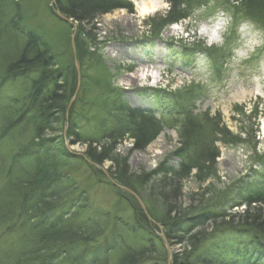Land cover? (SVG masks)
<instances>
[{"label":"rangeland","instance_id":"rangeland-1","mask_svg":"<svg viewBox=\"0 0 264 264\" xmlns=\"http://www.w3.org/2000/svg\"><path fill=\"white\" fill-rule=\"evenodd\" d=\"M141 1L144 0H130L133 4L131 8L113 9L98 15L92 22H83L82 31L77 35V25L80 23L74 19L69 22L59 17L61 10L57 8L55 0H0V77L11 58H20L22 51L27 48L26 34L29 31L38 32L41 42L51 46L50 51L54 53V59L61 63L58 68L61 76L56 80L59 84L67 86V97H70L74 88L75 94L70 99L69 108L81 92L83 81L95 78L98 81L94 83L99 82L105 86V83L109 82L116 89L124 91L125 100L133 108L145 110L153 108V97L160 90H181L185 86L199 83L209 86L208 97L196 102L193 114L189 117L169 115L158 110L157 120L163 123L162 132L147 146L137 149L136 140L128 136L119 142L117 153L121 154L120 167L129 173L127 178L134 174L133 180L137 182H131L132 185H137L136 188L140 192L136 188L130 190L119 185L112 173L116 168L111 169V161L91 168L79 157H69L68 151L77 156L85 154L87 145L80 142L73 144V136H67L69 124L65 123L63 131H60L61 125L54 126L50 118L47 120L49 129L46 128L41 144L46 141L48 145L53 146L52 149L46 152V156L41 154L38 158L23 162V168L27 170L54 166L58 172L59 167L66 172L65 176H62L64 180L69 179L77 187L84 189L89 198L90 209L82 213L80 219L95 214L101 223L106 221L111 242L101 240L100 245L101 251H107L103 252L102 259L108 258L112 264L118 263L122 250L127 245L134 251L147 249L153 252H148L150 256L146 255L149 260L145 264H169L174 252L180 253L186 249L185 243H179L172 248L167 244L166 263L161 244L158 239L152 240L154 236L151 227L147 225L145 218L140 216L139 211L137 215L132 206L133 201L143 203L141 197L144 196L150 205L155 206L159 221L163 220L169 209L176 207L181 210L194 209L198 215L208 210H212L211 214L220 212L222 215H238L247 209V204L234 206L227 211L222 208L223 199L228 190L242 179L248 185L253 184V171L258 170L257 156L264 154V60H254L263 57L264 53V19H257V12L264 11V0H251V7L257 11L251 20L253 22L244 21L235 31L232 29L234 14L240 1L230 0L229 8L224 10L217 5L221 0H212L209 7L198 8L187 19L167 26L160 36L151 30V24L153 20L167 15L171 2L160 0L162 6L156 12L142 15L138 9V3ZM239 10L245 12L242 7ZM228 36L229 39L232 38L228 40ZM222 48L232 55L225 63L220 78L215 74L217 64L207 51L211 52L208 50L211 49L218 55ZM97 56H101L102 60ZM63 76H66V81H61ZM36 82V77L31 80L5 79L6 86L0 91V135L7 131L9 122H15L18 115L29 108L32 99L28 96L35 92L36 88L33 87L37 85ZM84 92L89 100H93L98 92L101 94L99 85L91 89L85 88ZM60 107H65V103ZM59 111L60 116L61 109ZM88 113L94 114L91 108ZM24 116L30 120L33 118V112L27 110ZM190 117L202 124L201 134L207 133L205 139L212 145L214 158L212 157V161L207 162L202 170L195 168L183 171L184 169H180L176 153L184 142L183 127L190 125V122H184L192 120ZM82 122L79 124L87 125L85 120ZM217 127L227 129L233 137L239 136L245 142L225 143L226 139L222 138L221 134L215 135L219 132ZM13 134H7L8 137L5 138L2 148L0 147L3 151L0 155L5 158L10 159L19 147L38 140H34L32 124L26 125L24 130L15 129ZM203 159L204 156L199 162ZM170 168H176L179 174H169L165 171L164 175L156 173ZM92 169L95 171H91ZM98 171L104 172L103 178L94 175ZM8 176H0V189L7 183L10 178ZM34 184L35 182H32L31 186L34 187ZM119 187L123 188L122 191ZM166 188L169 190H165ZM70 198L57 205L53 213L61 212V206L69 209L71 206L68 204L74 202ZM76 202L75 200L74 204ZM251 207L264 209L262 204L253 203ZM143 211L153 223H157L148 213L146 206ZM176 221L178 219L174 220ZM204 222L200 221L193 230L203 228L204 231V228L212 227L209 222ZM159 226L162 227L161 224ZM132 227H137V230ZM159 234L165 239L163 233ZM220 235V243L233 242L238 245L237 250L241 249L242 252L244 241L236 232L230 230ZM16 236L17 233L10 232L7 224L0 222V263L6 260V254L16 241ZM246 244L248 241L244 243L245 246ZM193 254L188 256L193 258ZM135 258L132 257V260ZM252 262L264 264V259L262 261L257 258V262Z\"/></svg>","mask_w":264,"mask_h":264},{"label":"trees","instance_id":"trees-1","mask_svg":"<svg viewBox=\"0 0 264 264\" xmlns=\"http://www.w3.org/2000/svg\"><path fill=\"white\" fill-rule=\"evenodd\" d=\"M168 1L171 2V8L167 11V15L158 20H153L151 24V30H154L157 36H160L159 34L167 26L187 19L198 8L209 7L212 0ZM236 1H240L238 8L242 7L245 12L243 13L237 7L235 8L237 11L234 14L235 22L232 28L234 31L244 21L252 23L251 20L257 12L251 7V0ZM55 3L63 15L80 23L77 25V35L82 31L81 25L83 22H92L98 15L111 12L117 8H131L133 5L130 0H55ZM229 4L230 0H221L217 5L227 10ZM257 13V19L263 20L264 11ZM26 38L27 48L22 51L23 54L18 59L11 58L6 70L1 73L0 91L6 86L5 79L9 81L31 80V78L36 77L37 85L33 87L36 90L32 92L33 97L28 96L32 101L27 109L29 112H33V118L27 120L24 116L27 110H23L15 122L13 120L9 122L7 131L0 135V147L2 148L5 138L13 134L15 129L24 130L25 126L29 124L33 126L34 140H38L33 144L19 147L10 156V159L0 155V176L6 174L10 177L6 181L7 183L5 182L6 184L4 183L5 185L2 186L4 188L1 187L0 189V222L4 225L7 224L10 232L17 233V239L11 249L8 250L6 260H3L0 264H112V261H109L108 258L102 259L103 252L106 249L101 251L102 246L100 245L102 244L100 243L101 240L111 242L107 234L109 230L106 221L101 223L98 217H95V214L80 219L82 213L90 209L89 198L84 189L80 186L77 187L69 179L64 180L62 176H65L66 172L60 170L59 167L58 172L54 166L27 170L23 168V162L35 157L38 158L37 156L41 154L46 156V152L50 148L52 149L53 146L48 145L46 141L45 144H41L46 128L49 129L47 120L50 118V120H53L54 126L55 124L61 125L60 131H63L65 123L69 124L67 136H73L71 140L73 144L80 142L87 145L85 154L77 156L68 151L67 155L69 157H79L91 168H95L94 165H103L106 161H111L113 165L111 169L116 168L112 173L119 185L133 190L137 185H132L131 181H137L133 180L135 179L134 174L131 177L129 175L127 178L126 176L129 173L123 167V170L120 167L122 166L120 162L121 154L117 153L119 142L128 136L136 140L137 149L147 146L151 140L162 132L163 123L157 120L158 110L169 115L176 114L181 117H189L193 114L196 102L198 100L203 101L208 97L209 86L205 83H199L185 86L181 90L166 92L160 90L153 97V108L145 110L133 108L125 100L124 91L116 89L109 82L105 83V86H102L99 82L94 83V81H98L95 78V80H88L90 82L83 81L81 92L69 108L70 99L75 94L74 88L71 95H69L70 97H67L69 94L66 89L67 86L57 82L61 76L58 69L61 67V63L54 59V53L50 51L51 46L48 43L41 42L38 32L29 31ZM230 39L228 36V40ZM234 39H236V36ZM231 42L229 46L232 45ZM208 50L211 51L206 50L210 58L212 57L214 63L217 64L215 74L221 78L225 63L228 62L232 54L224 48L220 53L218 52V55L211 49ZM97 58L101 59V56H97ZM260 58L262 56L254 60H260ZM65 77H61V81L63 79L66 81ZM96 85L100 86L101 94L98 92L93 100H89L85 96V88L91 89ZM158 96L160 98H157ZM62 103H65L63 108L60 107ZM89 108L93 110V115L88 113ZM60 109L61 117L58 114ZM190 118L192 120L184 122V124L190 122V125H184L182 136L184 142L176 153L181 165L180 169H184L183 171L195 168L202 170L204 165L211 162L212 157L214 158L212 156V145L208 144V140L205 139L208 136L207 133L201 134L202 124L193 117ZM82 120L87 122L86 126L82 124ZM80 122L82 123L79 124ZM217 129L219 132H216L215 135L217 133L221 134V137L226 139L225 143L245 142L239 136L233 137L227 129L221 128L223 129L221 130L218 127ZM1 148L0 152H3ZM203 156L204 159L199 162ZM257 158L258 170L253 171L255 173L253 184L248 185L242 179L228 190V194L223 199L222 208L227 211L234 206L240 207L244 203L247 204V209L238 215H234L235 213L222 215L220 212H212L211 214L212 210L198 215V212L194 209L181 210L176 207L169 209L164 216L165 219L159 221L155 206L150 205L148 200L142 196L141 199L145 203L148 213L157 224L146 216L137 200L132 202L137 215L139 211L140 216L145 218L147 225L151 227L154 236L152 240L158 239L161 244L166 263L168 262L166 247L168 243L171 246L179 243L186 244L185 251L173 255L171 264H253L252 260L257 262V258L263 261L264 209L263 207H251L253 203L264 205V154H259ZM91 171L95 170L92 169ZM164 171L169 174H179L176 168L164 169L156 173L157 175H164ZM102 174L104 172L98 171L94 175L103 178ZM32 182H35L34 187L31 186ZM50 185H53V187ZM246 185H248V188H246ZM52 189L53 191H51ZM118 189L122 191L123 188L119 187ZM136 190L139 191L137 188ZM165 190H169V188ZM69 197L77 202L75 204L74 202L73 204L69 203L68 206H71L69 209L61 206V212L53 213L54 208ZM172 214L177 216L172 217ZM177 219L178 221L174 222ZM202 220L205 221V224L209 222L212 227L204 228V231L203 228L197 231L193 230ZM160 224L162 227L159 226ZM132 228L134 230L137 227ZM230 230L236 232L244 241L242 242V252L241 249L237 250L238 245L233 244V242L220 243L222 237L220 234ZM159 233H163L165 239ZM175 239H177L176 242ZM247 241L248 244L245 246L244 243ZM128 247V245L124 247L125 251L122 250V257L115 264H145L149 260L147 259L150 256L149 253L153 254L147 249L134 251ZM188 253H194L193 258L188 256ZM132 257H136L135 260H132Z\"/></svg>","mask_w":264,"mask_h":264},{"label":"bare ground","instance_id":"bare-ground-1","mask_svg":"<svg viewBox=\"0 0 264 264\" xmlns=\"http://www.w3.org/2000/svg\"><path fill=\"white\" fill-rule=\"evenodd\" d=\"M138 4H139L138 6L139 12L142 15L156 12V10H158L162 6V3L160 2V0H144V1L139 2ZM63 17L67 18L65 15H63ZM157 119H158V115H157ZM142 204H145V203L143 202ZM168 245L172 248L171 244L168 243ZM173 255H175V252L173 253Z\"/></svg>","mask_w":264,"mask_h":264},{"label":"water","instance_id":"water-1","mask_svg":"<svg viewBox=\"0 0 264 264\" xmlns=\"http://www.w3.org/2000/svg\"><path fill=\"white\" fill-rule=\"evenodd\" d=\"M58 15H59V17H61V18H65V17H63V14L61 13V12H59L58 13ZM67 21H69V22H71V20L70 19H68V18H65ZM79 71V70H78ZM141 202V201H140ZM141 206L143 207V209H145V206L141 203Z\"/></svg>","mask_w":264,"mask_h":264}]
</instances>
